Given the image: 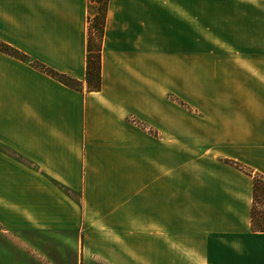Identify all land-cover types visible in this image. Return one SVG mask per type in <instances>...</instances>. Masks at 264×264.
<instances>
[{"label":"crops","instance_id":"obj_1","mask_svg":"<svg viewBox=\"0 0 264 264\" xmlns=\"http://www.w3.org/2000/svg\"><path fill=\"white\" fill-rule=\"evenodd\" d=\"M92 1L0 0V264H264V0H104L89 91Z\"/></svg>","mask_w":264,"mask_h":264},{"label":"trees","instance_id":"obj_2","mask_svg":"<svg viewBox=\"0 0 264 264\" xmlns=\"http://www.w3.org/2000/svg\"><path fill=\"white\" fill-rule=\"evenodd\" d=\"M99 2L104 0H97ZM101 9V16L98 14L95 16V19L98 23H96V28L98 29V39L99 44L94 48V42L91 37V34H88L87 38V45H86V68L84 73V79L86 82V86L89 91H98L101 87V37L102 31L104 26L105 20V3L100 7ZM0 50L18 57L22 60H27L26 55L22 54L18 50L14 49L13 47L3 43L0 41ZM42 69L48 72L53 77L57 78L59 81L64 83L65 85L72 87L74 89H79L81 87V82L67 76L62 73H58L54 70L46 68L42 65H39ZM260 175V174H259ZM259 175L254 176L253 181V188H252V207L250 211V218H251V227L253 231H264V214L263 212H256V206L258 202L263 203L264 206V184L258 181ZM261 179H264V176L261 175ZM263 181V180H262Z\"/></svg>","mask_w":264,"mask_h":264},{"label":"rangeland","instance_id":"obj_3","mask_svg":"<svg viewBox=\"0 0 264 264\" xmlns=\"http://www.w3.org/2000/svg\"><path fill=\"white\" fill-rule=\"evenodd\" d=\"M91 1V0H90ZM102 5H104V1H97V0H94V2H89L88 5H87V9H86V23H87V32L88 34H91V37L93 39V44H94V48L99 44V39H98V36H99V33H98V29L95 27L96 26V23H98L95 19V16L98 14V16H101V9L100 7H102ZM96 21V23H95ZM100 45L101 42H100ZM131 121V119H130ZM133 122V121H131ZM223 163H226V164H229V161L227 159H225V161H223ZM232 163V162H231ZM235 167L238 169V170H241L243 171L244 173H250L251 170L250 168H248L247 166H244L242 165L241 163H237L235 162L234 163ZM259 174L255 173V176H257ZM262 174L259 175L258 178V181H260V183H263L264 184V179H261ZM263 180V181H262ZM254 181V179H253ZM263 203H260L258 202V205L256 206V212H263L264 214V206L262 205Z\"/></svg>","mask_w":264,"mask_h":264},{"label":"built area","instance_id":"obj_4","mask_svg":"<svg viewBox=\"0 0 264 264\" xmlns=\"http://www.w3.org/2000/svg\"><path fill=\"white\" fill-rule=\"evenodd\" d=\"M130 119H131V121H133V122L137 123V122H136V120H135L134 118H130Z\"/></svg>","mask_w":264,"mask_h":264}]
</instances>
